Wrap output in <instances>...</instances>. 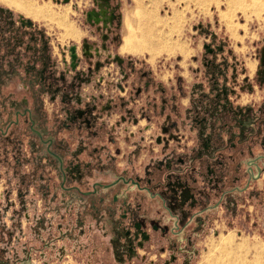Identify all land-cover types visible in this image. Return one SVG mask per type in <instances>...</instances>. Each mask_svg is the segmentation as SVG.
Segmentation results:
<instances>
[{"label":"rangeland","instance_id":"obj_1","mask_svg":"<svg viewBox=\"0 0 264 264\" xmlns=\"http://www.w3.org/2000/svg\"><path fill=\"white\" fill-rule=\"evenodd\" d=\"M136 1H18L46 11L45 18L0 0V264H212L210 249L232 234L235 244L244 239L248 259L254 246L264 248V179L219 198L204 199L199 193L193 207L168 193L166 210L152 201L158 191L153 181L134 180L137 186L127 187L128 182L110 184L101 174L89 180L97 183L91 190L73 189L72 159L99 164L102 158L82 148L96 138V128L71 118L79 110L93 113V106L100 111L111 91L121 96V88L113 84L119 76L116 55L134 70H127L129 77L121 85L131 98L160 96L144 92V83L175 79L185 61L206 62L207 44L222 43L234 52L236 79L243 80L248 69L256 79L264 77V70L256 72L264 51V9L249 10L250 3L264 6V0H139L152 13L162 47L152 58L121 51L126 16ZM103 6L117 19L106 26L102 20L88 21L87 13ZM85 44L91 57L82 51ZM72 46L80 60L76 70L69 68ZM96 61L102 65L97 71L90 69ZM95 73H102L97 83ZM102 119L113 124L105 114ZM97 132L103 139V127ZM107 188L117 191L111 196ZM123 190L128 195L120 199ZM141 192L148 194L135 200ZM144 201L158 207H149L150 214Z\"/></svg>","mask_w":264,"mask_h":264},{"label":"crops","instance_id":"obj_2","mask_svg":"<svg viewBox=\"0 0 264 264\" xmlns=\"http://www.w3.org/2000/svg\"><path fill=\"white\" fill-rule=\"evenodd\" d=\"M204 46L212 50L209 54L203 47L210 55L206 62L185 61L175 79L170 77L156 85L151 81L145 83L144 92L157 91L160 95L157 98H131L122 91L121 96H112L114 91H111L110 96L101 101V111L111 104L113 123L118 122L119 117H125V131L122 127L111 130L109 126H103L102 139L97 132L100 124L95 123L93 134L96 138L82 145L85 151L102 158L99 164L91 163L94 170H103L102 175L110 184L118 185L120 178L130 180L137 176L149 185L145 173L154 169L153 182L158 190L155 196L160 197L162 203L157 197L152 201L164 210L168 208L164 197L168 193L178 200L196 189L197 198L199 193L204 199L218 198L226 192L237 194L252 179H264V174L259 171L264 160V120L260 119L264 107V77L256 79L248 69L243 80L236 79L234 52L226 50L222 43ZM256 69L258 73L259 62H256ZM99 77L102 73L95 75L96 83ZM110 98L117 103L113 104ZM94 113L88 114L93 116ZM209 169L217 170L211 177L212 181L221 182L218 187H210L208 183L200 185V180L205 182ZM240 179L244 181L243 186L242 182L237 183ZM172 183L173 187H167ZM108 189L105 190L110 191L111 196L113 190L117 191L116 188ZM123 191L120 199L128 195ZM144 193L134 195L135 200L148 194ZM156 204L151 206L156 208ZM144 206L147 212L153 213L149 203L144 201ZM150 214L147 216L151 217Z\"/></svg>","mask_w":264,"mask_h":264},{"label":"bare ground","instance_id":"obj_3","mask_svg":"<svg viewBox=\"0 0 264 264\" xmlns=\"http://www.w3.org/2000/svg\"><path fill=\"white\" fill-rule=\"evenodd\" d=\"M1 1L8 6L24 11L26 14H32L34 17H40L44 13V12L43 13L41 12L42 10H39V9L36 10L37 8L33 9L31 6L25 3L23 4L21 2H18L19 0L17 1L16 0H1ZM141 2H139V0L136 1V8L130 13H128L126 16L127 33L123 38V43L121 45V51L124 53L132 54V55L148 54V56L152 58L154 56V53H156L162 47L160 48V42L158 41L157 36H155L156 35L154 31L155 22L152 19V13H150L149 11H146V8L144 7L145 4L143 5V3ZM243 6L244 5H242V7ZM249 8H250L249 10H252V12L257 13V12L262 11L264 9V6H262L258 2H252L250 3ZM45 13L47 12L45 11ZM45 13L43 14L44 17H45ZM70 51H71V54L73 55L74 48H70ZM72 58H74V56H72ZM232 235L220 237L219 241L215 245H213L215 247L210 249L211 253L210 255L208 254L209 256L207 259L212 264H264V248L263 247L254 246L255 247V249H253L254 253L251 256V258L248 259L247 253H245L246 251L244 250L245 248H247L246 243L243 242L244 239L240 244H235L233 243ZM217 252L218 254H216Z\"/></svg>","mask_w":264,"mask_h":264},{"label":"flooded vegetation","instance_id":"obj_4","mask_svg":"<svg viewBox=\"0 0 264 264\" xmlns=\"http://www.w3.org/2000/svg\"><path fill=\"white\" fill-rule=\"evenodd\" d=\"M102 8H104V6L102 7ZM91 12V13H90ZM89 13H90V18H88V20L89 21H91V22H99V20L100 19H102L101 18V16L99 15H95V13L97 14V12H94V11H90ZM115 14V13H114ZM115 18L113 19V21H112V23L117 19V14H115ZM107 15L104 17V19L105 20H107ZM107 23H110V22H108V21H106ZM209 49L211 50V48L209 47ZM82 51L84 52V54L85 55H87L88 57L90 56H92V53L90 52V49H89V45H86V47H82ZM212 51V50H211ZM209 54H211V52H209ZM132 55V54H131ZM72 56H74V58H72ZM115 63L118 65V67H119V74H117V75H119L118 77H116L113 81V84H115L116 85V87H118L119 86V88H120V86L122 85V81H125V80H127L128 79V77H129V73H132V72H134V70H133V68L132 69H130V65L129 64H126V66H123L124 65V60H123V58H121V57H119V56H115ZM68 59H69V68H71L70 67V64L72 65V66H74V64L77 62L76 60H78V56H77V53H76V50H75V48H74V53H73V55L71 54V51H70V48L68 49ZM78 61H80V60H78ZM78 65H76V67H77ZM75 67V68H76ZM102 67V65L98 62V61H96L94 64H93V66L92 67H90V69H94L95 71H97V70H99L100 68ZM77 69V68H76ZM75 69V70H76ZM259 69H262V70H264V51H262L261 52V55H260V58H259ZM127 70L129 71V73H127ZM259 73H261V70H259V72H258V74ZM97 73H95V75H96ZM94 75V76H95ZM144 75V74H143ZM99 81L100 80H102V77H99V79H98ZM84 81H86V79H84ZM88 81V80H87ZM98 81V82H99ZM146 83V82H145ZM145 83H144V86H145ZM137 90V94H139L140 93V91H141V89L140 88H137L136 89ZM121 91L122 92H124V89H123V87H121ZM95 99H97V97H95V96H93V102L95 101ZM111 99V98H110ZM111 102H113L114 101V99H111L110 100ZM81 102H82V98H81V96H77V98H76V104L77 105H81ZM113 104H114V102H113ZM106 107V106H105ZM93 108V110H94V114H95V116H94V114H93V116H91V115H89L90 114V111H82V110H79L74 116H73V118H71L72 120H74V119H82V123H84L85 124V126L87 127V128H94V125H95V123H99L100 125H101V127H105V126H109V129H111V130H116V129H120V127H122V129L124 130V126H123V124H125L126 123V118L125 117H119L118 118V122H116V123H113V124H111V125H109L108 123H107V121H104L102 118H103V116H104V114L106 115V117H108V119L109 118H112V116H113V113H112V106H111V104H109L108 106H107V108L105 109V110H103V111H101L102 110V108L100 109V111H95V107H92ZM101 112H103V113H101ZM89 113V114H88ZM97 113V114H96ZM92 114V113H91ZM29 118V120H30V123L32 122V120H31V116L30 117H28ZM260 119H262V120H264V107L263 108H261V111H260ZM69 121H71L70 119H69ZM199 122V119L196 117V123H198ZM125 131V130H124ZM50 143V142H49ZM52 143V145H53V142H51ZM86 152H88V151H86ZM90 154H95L94 152H90ZM78 160H80V159H78V158H73L72 159V163H70V168H69V171L71 172L70 173V177L72 178V179H74V186H73V189L75 190V191H79V192H81V191H83V190H85V191H88V190H91L92 189V186L94 187L97 183H93V184H90L89 183V180H91L92 178H94V177H97V175H101L102 173H103V170L102 169H99V170H94V168H93V164L91 163V162H79ZM157 168V167H156ZM154 169H149V170H147V172L145 173V175H146V177L147 178H149L148 180H149V182H151V181H153L154 179H153V174H154ZM209 171V174L206 176V179H205V181L208 183V186H213V187H218L217 186V184L218 183H221V182H218V183H216V182H214V181H212V177H213V175H216V171L217 170H214V169H209L208 170ZM259 171H260V174H264V160H263V162H262V166L260 167V169H259ZM212 176V177H211ZM240 178H242V177H240ZM258 179H259V177H258ZM134 180H138V181H140V179L136 176V177H134V178H132V179H130V180H126V179H123V178H120L119 179V181H126V182H128V184H131L133 187H136L137 185L135 184V182H134ZM253 180V179H252ZM251 181V180H250ZM177 184H178V186H180V184H179V182H177ZM98 185H100V184H98ZM174 186V183H172V184H170V185H167V187H173ZM92 192H94V191H92ZM91 193V192H90ZM226 193H229V192H226ZM225 193V194H226ZM233 193H235V191H233ZM224 194V193H223ZM227 195V194H226ZM219 198V197H218ZM183 203H185V204H187L188 205V207H193L195 204H197L198 203V200H197V196L195 195V193H190L189 192V194L187 195V196H185L184 198H183ZM139 210H140V208H139ZM156 227V226H155ZM154 227V228H155Z\"/></svg>","mask_w":264,"mask_h":264},{"label":"water","instance_id":"obj_5","mask_svg":"<svg viewBox=\"0 0 264 264\" xmlns=\"http://www.w3.org/2000/svg\"><path fill=\"white\" fill-rule=\"evenodd\" d=\"M102 1H103L104 3H106L107 0H102ZM95 15H98V16L100 15L101 18H102V19H100V20H102L104 24L106 23V21L112 23L113 19L116 17L115 14H114V12L111 11V12L108 14L107 10L104 9V8H101L100 12H97V14L95 13ZM106 15H107V17H108L107 20L104 19V17H105ZM88 18H90V13H89V12L87 13V19H88ZM100 20H99V21H100ZM88 21H89V20H88ZM28 24H29V23H28ZM105 26H106V24H105ZM85 46H86V44L84 45V47H85ZM70 48H75V47L72 46V47H70ZM206 49H207L208 52H211V50L209 49L208 46H206ZM76 61H77V60H76ZM76 63H77V62H76ZM76 63L74 64V66H72V65L70 64V67H71L72 70L75 69V67H76V65H77Z\"/></svg>","mask_w":264,"mask_h":264}]
</instances>
